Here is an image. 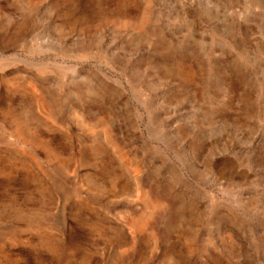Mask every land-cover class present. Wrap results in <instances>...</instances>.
<instances>
[{
  "label": "rangeland",
  "instance_id": "1",
  "mask_svg": "<svg viewBox=\"0 0 264 264\" xmlns=\"http://www.w3.org/2000/svg\"><path fill=\"white\" fill-rule=\"evenodd\" d=\"M0 264H264V0H0Z\"/></svg>",
  "mask_w": 264,
  "mask_h": 264
}]
</instances>
